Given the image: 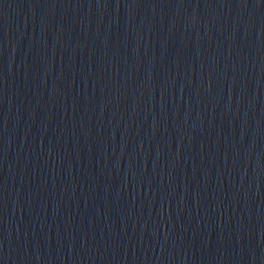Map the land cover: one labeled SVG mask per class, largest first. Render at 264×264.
<instances>
[{"label":"water","instance_id":"obj_1","mask_svg":"<svg viewBox=\"0 0 264 264\" xmlns=\"http://www.w3.org/2000/svg\"><path fill=\"white\" fill-rule=\"evenodd\" d=\"M0 264H264V0H0Z\"/></svg>","mask_w":264,"mask_h":264}]
</instances>
